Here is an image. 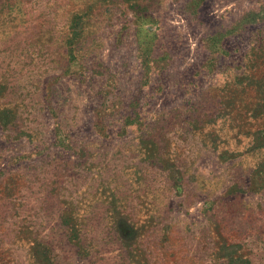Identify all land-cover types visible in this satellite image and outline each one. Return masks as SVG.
Masks as SVG:
<instances>
[{"label": "rangeland", "instance_id": "obj_1", "mask_svg": "<svg viewBox=\"0 0 264 264\" xmlns=\"http://www.w3.org/2000/svg\"><path fill=\"white\" fill-rule=\"evenodd\" d=\"M0 264H264V0H0Z\"/></svg>", "mask_w": 264, "mask_h": 264}]
</instances>
